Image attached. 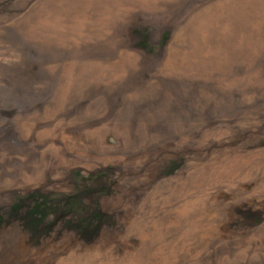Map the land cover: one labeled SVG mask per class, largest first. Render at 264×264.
<instances>
[{
  "label": "rangeland",
  "instance_id": "1",
  "mask_svg": "<svg viewBox=\"0 0 264 264\" xmlns=\"http://www.w3.org/2000/svg\"><path fill=\"white\" fill-rule=\"evenodd\" d=\"M160 2L0 0V264H264V0Z\"/></svg>",
  "mask_w": 264,
  "mask_h": 264
},
{
  "label": "bare ground",
  "instance_id": "2",
  "mask_svg": "<svg viewBox=\"0 0 264 264\" xmlns=\"http://www.w3.org/2000/svg\"><path fill=\"white\" fill-rule=\"evenodd\" d=\"M160 1L161 0H86V5H87V8L92 7L94 5H96L98 7L96 9V12L99 16L96 15L94 19L100 20L101 17H106V18L114 17L115 13L117 11H121V10L127 11L128 8H127L126 3L133 4L132 9L135 7L150 8V6L153 4H155L156 8H158V6L160 4H162ZM226 9L228 10L229 8H226ZM234 13L237 14L238 12H232L231 15H233ZM244 15H245V12L239 13V18H241ZM87 21L88 22L92 21L90 23L95 22L93 19L87 20ZM240 159L241 158L228 160L229 164L228 165L226 164L222 171L226 172V173L233 172V171L238 172V171H240L241 168L243 169L246 164H249V161H250L249 159H248V163H246V164H244L246 162L245 159L242 158V161ZM238 161H240L241 163ZM237 163H240V164H237ZM239 165H241V166L239 167ZM218 174H220V173H218ZM263 188H264V183H263ZM186 208H187V206H186ZM184 210L185 209H182L180 211L183 212ZM158 238H160V236H158ZM143 248L145 249L146 246H144ZM144 249H142V252L145 251ZM134 259H135V262H137L139 264H142V262H143V258L141 255L135 256Z\"/></svg>",
  "mask_w": 264,
  "mask_h": 264
}]
</instances>
